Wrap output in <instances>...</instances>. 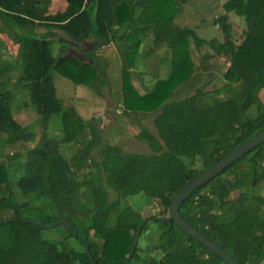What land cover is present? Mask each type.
<instances>
[{"label": "trees", "instance_id": "obj_1", "mask_svg": "<svg viewBox=\"0 0 264 264\" xmlns=\"http://www.w3.org/2000/svg\"><path fill=\"white\" fill-rule=\"evenodd\" d=\"M62 2L60 12L47 14L41 0H0V25L12 34L11 41L17 46V82H23L30 105L45 122L58 116L62 134L59 146L81 144L69 162L58 147L45 151L39 144L26 151L13 177L10 163L0 161V214H10L0 218V222L7 221L0 225V264H90L89 257L93 264H125L134 237L131 233L135 234L145 217L122 205L124 198L142 194L158 201L167 214L170 200L187 182L264 129V106L258 100L264 90V0H226L222 4L224 13L244 23L243 39L236 47L230 42L198 39L187 27L162 34L153 19L170 24L177 11L174 0ZM213 24L229 37L223 18L214 19ZM36 28L58 31L62 36L56 41L70 48L88 39L125 46L123 112L157 111L153 120L156 137L147 131L137 136L151 154L124 153L107 144L99 149L97 161L91 158L97 130L74 108L61 105L51 88V74L56 70L75 85L86 87L104 82L96 74L89 51V62L76 57L56 60L51 55V40L37 37ZM149 34L152 50L163 46L170 53V72L139 95L129 80V70ZM190 41L195 48L208 46L227 60L224 85L213 92L205 107L198 104L206 95L202 90L167 102L175 88L193 73ZM11 101L9 91H0V134L7 145L28 139L11 117ZM88 165L94 171L79 180L76 172ZM261 182L264 142L191 192L179 204L178 213L238 264H264V198L258 194ZM12 186L20 193V202ZM107 190L115 195L114 200L108 199ZM232 194L235 197L231 198ZM59 210L71 220L58 218ZM23 220L44 226L61 220L75 236L62 226L65 236L50 241L42 236L44 229ZM149 230L156 235L151 251L159 258L139 254V239ZM68 237L75 239L78 249L66 243ZM138 237L128 264H160L163 256H169L172 264H224L172 221H147Z\"/></svg>", "mask_w": 264, "mask_h": 264}, {"label": "rangeland", "instance_id": "obj_2", "mask_svg": "<svg viewBox=\"0 0 264 264\" xmlns=\"http://www.w3.org/2000/svg\"><path fill=\"white\" fill-rule=\"evenodd\" d=\"M223 1L188 0V3L191 2V7L194 8L193 13L188 15L189 11L180 16L187 19L184 27L193 30L198 39L206 41L213 39L218 44L230 42L236 47L242 42L244 23L241 18L233 14H226L221 10L220 2ZM41 2L46 8L47 14H55L63 9L62 0H41ZM177 2H179V5L182 4L179 0H175V3ZM219 16L225 20L228 27L229 37L227 38L213 24V19ZM34 34L37 37L51 40V55L56 60L64 57H76L82 62H89L86 54L89 51L93 57L94 65L104 63V70H107L106 74L98 68L95 69L99 80L104 82L102 85L94 84L91 87L80 84L75 85L70 79L57 73L56 70H53L51 74V88L61 105L74 108L83 120L90 121L97 130V145L91 152V158L97 161L99 149L107 144L117 146L124 153L151 154L146 144L139 140L137 136L139 132L147 131L156 137L153 120L157 111L151 113L123 112L122 71L126 68L124 65L125 46L120 43L118 46L112 42L102 45L96 43L93 39H88L78 44L76 48H70V46L60 45L56 41L58 37L62 36L56 30L49 31L36 28ZM11 35L7 29L0 25V91L7 90L12 94L11 117L24 129L28 138L24 142L7 145L4 135L0 134V161L10 163L9 171L13 177L17 172L15 168L23 162L26 151L39 144L43 146L45 151L58 147L61 155L68 162L81 144L78 142L59 146L62 134L58 116H51L45 122L36 113L35 108L30 105L26 88L22 86L23 82H17L19 77L18 61L15 58L17 46L11 41ZM151 36L149 34L147 38H143L134 59V67L129 71V80L139 92L149 91L157 79L166 78L170 72V53L163 46L152 50L150 47L152 44ZM189 46L193 73L189 79L175 88L170 97L167 98V102L180 100L192 95L196 90H202L206 95L203 96L204 98L198 99V104L205 107L209 105L213 98V92L221 90L224 85L222 75L227 67V60L208 46H201L197 49L191 41ZM99 56L102 58L97 59ZM258 100L264 106V90L259 92ZM92 171L94 170L91 165L86 168L83 167V169L76 172L77 178L79 180L88 178ZM12 191L19 202L23 200L14 186H12ZM107 192L108 199L110 201L114 200L115 195L110 190H107ZM258 194L264 198V182L258 185ZM233 197H235V194L231 195V198ZM84 200L85 197L82 196L81 201ZM122 205L137 211L141 217L167 216L158 201L151 200L142 194L124 198ZM9 215V213L0 214V218H7ZM56 215L63 220H71V217L63 210H59ZM131 235H134V233H131ZM42 236L50 241H57L62 239L65 233L63 227L59 225L52 229L43 230ZM155 238L154 231H147L142 239H139L138 244L141 249L139 254L156 256L157 253L151 251ZM66 243L75 249L79 248L74 238L68 237ZM159 257L156 256V258ZM160 264H172V259L169 256H163Z\"/></svg>", "mask_w": 264, "mask_h": 264}, {"label": "water", "instance_id": "obj_3", "mask_svg": "<svg viewBox=\"0 0 264 264\" xmlns=\"http://www.w3.org/2000/svg\"><path fill=\"white\" fill-rule=\"evenodd\" d=\"M263 142H264V129L258 132L256 135L250 137L248 140H246L242 144L235 147L233 150H231L221 159H219L218 161H216L209 167L205 168L201 172H199L189 182H187L184 185V187L177 193V195H175L170 200L168 208H167V216L165 218L149 217V216L143 218L141 222L139 223V225L137 226L129 254L126 257L125 264H128L129 258L132 255V252L135 247L136 241L138 239L142 225L145 222L150 221V220L166 221V222L172 221L178 229L183 231L186 235H188L191 239H193L198 244H200L202 247L207 249L210 253L218 257L224 264H238L233 258H231L223 250L218 248L215 244H213L208 239H206L203 235H201L197 230H195L193 227L188 225L180 217L178 213V206L191 192H193L200 186L204 185L207 181L212 179L214 176H216L218 173H220L222 170L228 167L231 163L235 162L238 158H240L241 156L246 154L248 151L252 150L253 148H255L256 146H258L259 144ZM6 222L7 221L4 220L0 222V225ZM23 222H28L36 226L37 228L44 229V230L52 229L56 227L57 225H61L67 230H69L73 236H75V233L70 229L69 225L66 222L61 221V220H56L52 224L47 225V226H44L38 222H34L30 220H23ZM82 246L83 248H86L84 244ZM89 261H90V264H93L91 257H89Z\"/></svg>", "mask_w": 264, "mask_h": 264}, {"label": "crops", "instance_id": "obj_4", "mask_svg": "<svg viewBox=\"0 0 264 264\" xmlns=\"http://www.w3.org/2000/svg\"><path fill=\"white\" fill-rule=\"evenodd\" d=\"M175 1V0H174ZM182 4H180L179 5V2H177V11H176V13H175V15H174V17H173V19H172V21L170 22V24H162V23H160L157 19H153V24L154 25H156V27L158 28V30L162 33V34H166V33H169V32H171L172 30H174L175 28H178V26H180V28H184V26H186L185 24V22H187V19H183V17L182 16H180V15H182L183 13H185V12H189V13H187L188 15L189 14H191V13H193L192 12V10H194V8L193 7H191V2L190 3H188V0H179ZM226 0H224L223 2H220L221 3V8H222V4L225 2ZM188 3V4H187ZM191 7V8H190ZM180 8H182L181 10H180ZM222 10V9H221ZM223 11V10H222ZM181 12V13H180ZM184 16V15H183ZM192 16V15H191ZM220 17V16H219ZM219 17H215L214 19H216V18H219ZM222 18V17H221ZM213 19V20H214ZM183 20V21H182ZM177 26V27H176ZM216 27L218 28V26L216 25ZM219 29V28H218ZM211 40H213V39H211ZM206 41V40H205ZM209 41V40H208ZM189 45H190V43H189ZM140 47V46H139ZM190 47V46H189ZM138 52V51H137ZM189 52H190V49H189ZM102 57H97V59H101ZM96 59V60H97ZM134 63H135V61H134ZM104 64V63H103ZM102 63L101 64H97L96 63V67L101 71H103L104 72V74H106L107 73V70L105 69L104 70V65H103ZM130 70H132V69H130ZM129 70V71H130ZM132 84V83H131ZM135 89V88H134ZM136 90V89H135ZM137 91V90H136ZM148 91L146 90V91H141V92H139V91H137V93L139 94V95H144L145 93H147ZM202 98H204V97H202Z\"/></svg>", "mask_w": 264, "mask_h": 264}]
</instances>
